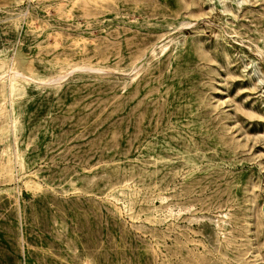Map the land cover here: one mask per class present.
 <instances>
[{"label": "rangeland", "instance_id": "374dc122", "mask_svg": "<svg viewBox=\"0 0 264 264\" xmlns=\"http://www.w3.org/2000/svg\"><path fill=\"white\" fill-rule=\"evenodd\" d=\"M0 264H264V0H0Z\"/></svg>", "mask_w": 264, "mask_h": 264}, {"label": "bare ground", "instance_id": "6f19581e", "mask_svg": "<svg viewBox=\"0 0 264 264\" xmlns=\"http://www.w3.org/2000/svg\"><path fill=\"white\" fill-rule=\"evenodd\" d=\"M13 74H15V73H13ZM19 74V73H18ZM58 80V79H57Z\"/></svg>", "mask_w": 264, "mask_h": 264}]
</instances>
